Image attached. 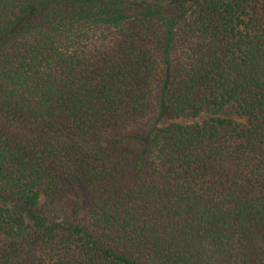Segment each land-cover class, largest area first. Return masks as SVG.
I'll use <instances>...</instances> for the list:
<instances>
[{
    "label": "trees",
    "instance_id": "1",
    "mask_svg": "<svg viewBox=\"0 0 264 264\" xmlns=\"http://www.w3.org/2000/svg\"><path fill=\"white\" fill-rule=\"evenodd\" d=\"M0 264H264V0H0Z\"/></svg>",
    "mask_w": 264,
    "mask_h": 264
}]
</instances>
